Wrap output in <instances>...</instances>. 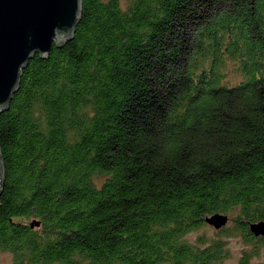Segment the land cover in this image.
Masks as SVG:
<instances>
[{
	"label": "trees",
	"instance_id": "1",
	"mask_svg": "<svg viewBox=\"0 0 264 264\" xmlns=\"http://www.w3.org/2000/svg\"><path fill=\"white\" fill-rule=\"evenodd\" d=\"M81 6L0 112L9 264H264V0Z\"/></svg>",
	"mask_w": 264,
	"mask_h": 264
},
{
	"label": "water",
	"instance_id": "2",
	"mask_svg": "<svg viewBox=\"0 0 264 264\" xmlns=\"http://www.w3.org/2000/svg\"><path fill=\"white\" fill-rule=\"evenodd\" d=\"M82 0H0V112L8 108L27 61L47 56L53 44L62 46L73 36ZM5 171L0 153V186ZM215 229L227 224L228 215L215 212L204 218ZM249 230L264 236V219Z\"/></svg>",
	"mask_w": 264,
	"mask_h": 264
},
{
	"label": "rangeland",
	"instance_id": "3",
	"mask_svg": "<svg viewBox=\"0 0 264 264\" xmlns=\"http://www.w3.org/2000/svg\"><path fill=\"white\" fill-rule=\"evenodd\" d=\"M227 224L230 225L231 221H229ZM216 235L217 233L215 232V229L213 227H211L210 225H204L202 227L195 228L191 233L187 235V237L192 242L194 241L200 243L202 239L206 238L204 241H208L210 239H214ZM224 240L227 243L229 255L225 259L217 261V263L215 264H237L242 251L246 248H249V245L243 242V236L240 233L225 237ZM259 252V255L253 257V260H264V245L259 247ZM11 257L12 255L10 252L0 250V263L9 264Z\"/></svg>",
	"mask_w": 264,
	"mask_h": 264
}]
</instances>
